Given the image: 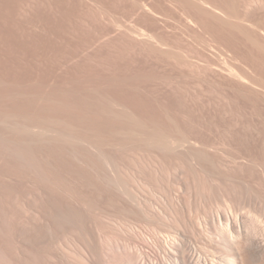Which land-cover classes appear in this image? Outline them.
Listing matches in <instances>:
<instances>
[{
  "label": "rangeland",
  "instance_id": "rangeland-1",
  "mask_svg": "<svg viewBox=\"0 0 264 264\" xmlns=\"http://www.w3.org/2000/svg\"><path fill=\"white\" fill-rule=\"evenodd\" d=\"M264 264V0H0V264Z\"/></svg>",
  "mask_w": 264,
  "mask_h": 264
},
{
  "label": "bare ground",
  "instance_id": "bare-ground-1",
  "mask_svg": "<svg viewBox=\"0 0 264 264\" xmlns=\"http://www.w3.org/2000/svg\"><path fill=\"white\" fill-rule=\"evenodd\" d=\"M229 264H231V263H229Z\"/></svg>",
  "mask_w": 264,
  "mask_h": 264
}]
</instances>
